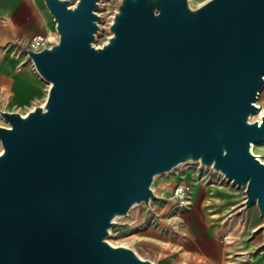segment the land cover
Returning a JSON list of instances; mask_svg holds the SVG:
<instances>
[{
	"label": "water",
	"instance_id": "95a60500",
	"mask_svg": "<svg viewBox=\"0 0 264 264\" xmlns=\"http://www.w3.org/2000/svg\"><path fill=\"white\" fill-rule=\"evenodd\" d=\"M44 0L57 39L22 48L48 84L25 114L0 111V264H156L106 238L149 207L156 176L222 174L264 229V0Z\"/></svg>",
	"mask_w": 264,
	"mask_h": 264
},
{
	"label": "crops",
	"instance_id": "0c3cea01",
	"mask_svg": "<svg viewBox=\"0 0 264 264\" xmlns=\"http://www.w3.org/2000/svg\"><path fill=\"white\" fill-rule=\"evenodd\" d=\"M49 30L56 32L44 0H0V111L25 114L45 100L48 84L22 48ZM188 172L173 182L191 184L186 206L175 207L167 223L160 222L168 240L150 237L157 255L167 264H264L263 219L256 205L245 208L243 198L218 175ZM242 214L247 219L241 223Z\"/></svg>",
	"mask_w": 264,
	"mask_h": 264
},
{
	"label": "rangeland",
	"instance_id": "374dc122",
	"mask_svg": "<svg viewBox=\"0 0 264 264\" xmlns=\"http://www.w3.org/2000/svg\"><path fill=\"white\" fill-rule=\"evenodd\" d=\"M204 1L205 0H190L191 4L194 6H197ZM72 2L74 3L75 1ZM117 3L118 0L100 1L97 13L101 16V20L98 22L99 31L95 34L93 45L101 46L110 35L109 24ZM46 36L52 40L57 39V34L50 30L46 33ZM255 104L264 108V87L257 95ZM0 119L1 123L7 126L1 117ZM255 120H260V118L257 115H254L252 119L250 117V121ZM255 152L264 162V147L255 149ZM188 171H191L194 174H213L210 171L199 167L198 164L189 163L181 165L171 172L156 176L152 183L155 196L151 199L149 207L144 204L135 205L129 210L127 215L115 219V223L109 229L110 234L106 239L113 245H125L133 248L142 258L150 259L153 262H155L153 260L155 259L157 262H155L156 264H167V262L157 255V247L154 243H151L150 237L152 236L154 239L164 238L165 240H168L169 233L161 227L162 225L160 222H166L170 216V211L174 210L175 207L179 208V210L183 209V207H178L175 201L171 198V190L173 182L176 181L175 179L188 175ZM226 186L229 189H233L240 198H243L244 201L243 190L241 188H237L230 183ZM215 195L219 201L224 198L222 193H215ZM236 217L237 216H235V218ZM243 218L247 219V216L242 214L240 219L243 220ZM169 223L170 222H168V225H171Z\"/></svg>",
	"mask_w": 264,
	"mask_h": 264
},
{
	"label": "built area",
	"instance_id": "2783aa9c",
	"mask_svg": "<svg viewBox=\"0 0 264 264\" xmlns=\"http://www.w3.org/2000/svg\"><path fill=\"white\" fill-rule=\"evenodd\" d=\"M50 41H53V40L49 39L46 35L36 34V35H33L27 41V43L25 44V47L35 51V50L41 49L44 45H46V43ZM199 167L203 168L204 170H208L213 174L218 175L222 181L227 182L222 176V174L212 170L211 168H205L200 165ZM190 191H191V184L188 181L181 179L174 183L172 190H171V198L175 201L178 207H184L187 204ZM242 222H245V218L241 220V223Z\"/></svg>",
	"mask_w": 264,
	"mask_h": 264
},
{
	"label": "bare ground",
	"instance_id": "6f19581e",
	"mask_svg": "<svg viewBox=\"0 0 264 264\" xmlns=\"http://www.w3.org/2000/svg\"><path fill=\"white\" fill-rule=\"evenodd\" d=\"M264 87V86H263ZM257 105V104H256ZM259 107V111L258 112H256V113H254L252 116H251V119H252V117L254 116V115H257L259 118H261V114H262V111H263V108L261 107V106H258ZM1 146V145H0ZM260 147H264V143H261V144H252L251 145V151L256 155V156H258L257 154H256V152H255V149H259ZM0 152H1V147H0ZM258 158L261 160V158H260V156H258ZM262 162H263V160H261ZM192 164H198L199 165V163H197V162H195V163H192ZM212 169V168H211ZM117 219V218H116Z\"/></svg>",
	"mask_w": 264,
	"mask_h": 264
}]
</instances>
